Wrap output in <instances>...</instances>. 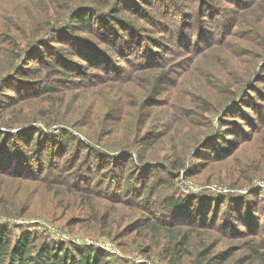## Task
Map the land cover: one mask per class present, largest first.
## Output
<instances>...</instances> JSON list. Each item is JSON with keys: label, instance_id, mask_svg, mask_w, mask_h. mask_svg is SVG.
I'll list each match as a JSON object with an SVG mask.
<instances>
[{"label": "rangeland", "instance_id": "rangeland-1", "mask_svg": "<svg viewBox=\"0 0 264 264\" xmlns=\"http://www.w3.org/2000/svg\"><path fill=\"white\" fill-rule=\"evenodd\" d=\"M43 1L0 0V129L12 134L13 139L9 146L0 145V163L6 161L3 166L13 172L32 165L34 171L39 170L35 162L30 163V157L10 151L20 144L14 132L20 128L56 133L66 130L107 155L123 156V149L136 148L141 156L134 150L131 158L114 161L125 163L127 174L132 173L127 169L130 165H147L144 177L148 187L152 186L148 205L165 219L172 208L163 206V199L170 195L204 197L200 201L224 196L235 209H220L213 227L190 223L194 229L189 249L206 242L211 252L232 254L224 264H264V256L247 247L255 245L256 239L264 250V0H110L108 6L102 5L103 0H75L73 5L70 0L76 11L77 5L97 10L117 5L119 11L114 13L130 21L132 27L116 29L111 23L114 31L107 30L116 36L117 31L127 35L122 44L128 46H117L122 53L113 45L99 42L104 49L99 59L104 62L110 56L113 65L120 64L118 69L109 73L92 68L91 73L84 67L82 70L90 73L89 82L79 79L78 84V77H74L65 86L52 80L53 74L42 64L52 60L69 65L67 71H79L73 62L77 58L72 61L66 50L32 43L40 36L53 35L51 29L58 23L56 14L46 22ZM56 5L64 7L66 2ZM159 25L162 32H158ZM45 27H49L47 31ZM134 33L154 49L150 60L134 45L130 38ZM149 66L159 73L168 71L164 74L167 79L151 84L147 78L155 75ZM36 67L44 69L38 71ZM94 74L96 80L91 76ZM145 82L147 98L138 101L140 91L137 94L134 84ZM181 118L186 125L179 122ZM134 131L140 139L138 146H124ZM175 151L183 164L174 163ZM214 188L219 191H212ZM76 193L54 197L43 184L29 179L12 182L0 173V226H6L15 238L29 231L35 235L36 244L68 243L52 238L57 231L58 236L64 232L71 238L111 239L72 206L79 202L82 207H98L104 199L93 197L87 202L85 193L83 198L78 195L73 199ZM4 206L10 212L3 213ZM186 207L173 208L186 218ZM189 207L202 214L208 204L204 200L199 208ZM241 214L245 221H251V227L240 223ZM234 228L241 232L237 234ZM246 229L251 230L242 232ZM205 231L211 235L206 236ZM138 241L128 243L121 238L120 253H108L110 263L167 264L155 250L149 255L141 253L144 244ZM189 256L193 261V255L185 254L183 262Z\"/></svg>", "mask_w": 264, "mask_h": 264}, {"label": "trees", "instance_id": "trees-1", "mask_svg": "<svg viewBox=\"0 0 264 264\" xmlns=\"http://www.w3.org/2000/svg\"><path fill=\"white\" fill-rule=\"evenodd\" d=\"M69 1H57L58 4L66 2L64 7L56 5L57 3L53 0L51 3L48 0L43 1L42 16H45L46 22L49 23L52 15L56 14L58 23L51 29L54 30V34L49 35V38L43 35L32 42L33 44L44 43L49 49L66 50L71 55L69 59L72 61L73 58H77V61L73 62L80 67L79 71H67L66 69L70 68L69 65H63V63L58 65L52 60L45 61L42 64L53 74L54 79L52 80L59 81L63 86L66 82L73 81L74 77H78V81L80 79L81 82L83 80L89 82L90 73L88 74L87 70H91V73H93V69L111 73L118 69L120 64L115 63L113 65L110 56L104 62L99 59L100 52L104 51L99 42L113 45L118 52L122 53V48H117V46L122 44L124 37L127 35H122L117 31L116 36V34L107 30L114 31V26L110 25L111 23L115 24L116 29L117 26L120 29L122 26L132 27L130 21L114 13V11H119L117 5H109V9L98 8V10L89 5H77L78 11H76L71 7L75 0H72L71 6ZM109 1L103 0L102 5L108 6ZM58 9H61L62 12H59ZM66 10H68V13ZM46 28L49 27H45V31H47ZM158 28H160L158 32L164 30L162 25H159ZM56 34H58V37H56ZM130 38L133 39L134 45L145 54L144 58L150 60V57H153V48L145 46L137 36L132 35ZM122 45L128 46L126 43ZM133 52L130 51L129 53ZM59 56L63 57L62 54ZM119 58L122 60L124 57L120 56ZM145 64H147L146 61ZM84 67H86V71L82 70ZM149 68L154 71L152 73L155 75L152 78H147V81L152 82L151 84L160 78L167 79V77H164V74L168 72L165 69L159 73L158 69L151 66ZM36 69L42 71L44 68L36 67ZM75 72L77 75H75ZM81 73H85V75ZM161 73H163L162 76ZM91 76L95 77L96 80V74ZM152 79L154 80L151 81ZM80 81L78 84L81 83ZM147 84V82L144 85L134 84L137 94L140 91L138 101H144L147 98L148 92L145 89ZM43 86L48 87L50 85ZM151 105L157 106V104ZM184 120L185 118H181L179 122L186 125ZM260 122H263V120ZM4 124L10 125L11 123L5 122ZM192 124L194 123H189V126ZM41 130L30 127L14 131L16 140L20 144L18 148L10 151L12 154L23 158L30 157V163L35 162L39 170L34 171L36 167L32 165L31 168L22 166L20 172H13L3 166L6 161L1 162L0 173L6 176L8 180L12 182H19L24 179L36 181L39 185L43 184L46 189L51 190L54 197H63L66 193L75 194L78 192L73 199H76L78 195L83 198L82 193L86 194H84V197L88 199L87 202H90L93 197L104 199L98 207L94 204H85V207H82L79 202H74V205L72 204L73 210H79L86 217L85 221L91 223L92 227L97 226L100 233L111 237L109 240L116 241L115 243L118 246H120L119 241L123 237L127 239L128 243H138V240H140L144 244L141 253L149 255L155 250L157 255L165 260L167 264H224L227 258L232 256V254H228L223 250L211 252L206 242L203 243L202 247L189 249L194 229V226L190 223L196 226L209 225L213 227L218 220L220 209L222 212L229 209L235 212V209L226 202V197L220 196L210 201L204 199L208 204V209L204 213L198 214L189 210V208L191 209L189 206L198 205L199 208V204L204 202V200H200L204 197L195 198L193 194L167 196L163 199V206L172 209L168 210L165 219L157 213L153 206L148 205L152 195V186L149 185L148 187L146 177H144L147 165L133 166L134 168L130 165L127 169H131L132 173L127 174L126 168L123 167L125 163L118 165L114 161L117 159L123 160L126 156L131 158L134 156L133 152L136 151V148L123 149L126 150L123 156H121L122 154L107 155L93 149L92 145H89L75 133L66 130L64 132L61 130L59 133L43 132ZM137 136L136 131L130 133L124 142V146L137 145L140 140L136 139ZM206 137L207 135L203 138ZM11 141H13L12 134L0 129V145L9 146ZM118 143L123 144L122 142ZM28 149L32 152L27 153ZM2 151L4 152V150ZM136 153L141 156V151H136ZM179 156L180 153L176 151L173 153L174 163L181 165L183 162L180 161V158L178 159ZM138 161L141 163L140 158H138ZM134 181L138 183L133 184ZM105 182L113 183L105 184ZM65 186L67 187L64 189ZM196 199H199V201H195ZM181 206L187 208L188 217H182L183 212L173 208ZM1 211L3 213L10 212L6 206L2 207ZM78 222H81V219ZM240 223L245 227L252 226L250 220L245 221L243 214H241ZM229 230L234 232L231 229ZM234 230L238 232L237 234L241 232L237 228H234ZM249 230L251 229L242 232H249ZM31 234L26 230L15 238L6 226H0V264H111L107 258L108 252L92 245H77L69 242L64 244L55 242L36 244V237ZM204 234L210 236L211 232L205 231ZM255 245L251 243L247 247L254 254L264 256V250L259 248L260 243L256 239ZM185 254L193 255V261H190L189 256L183 262Z\"/></svg>", "mask_w": 264, "mask_h": 264}, {"label": "built area", "instance_id": "built-area-1", "mask_svg": "<svg viewBox=\"0 0 264 264\" xmlns=\"http://www.w3.org/2000/svg\"><path fill=\"white\" fill-rule=\"evenodd\" d=\"M212 191L216 192L219 190L217 188H214ZM59 232L60 231H57L54 234L52 233V235H51L52 238L56 239V240L58 238L61 240L66 239V242H70V243L77 244V245L78 244L92 245L98 249L104 250V251L111 253V254H119L120 253L118 245L114 241H111L109 239L100 238V239L95 240V239H92L89 237H84V238L72 237L71 238V237H67L64 232L61 236H58Z\"/></svg>", "mask_w": 264, "mask_h": 264}, {"label": "bare ground", "instance_id": "bare-ground-1", "mask_svg": "<svg viewBox=\"0 0 264 264\" xmlns=\"http://www.w3.org/2000/svg\"><path fill=\"white\" fill-rule=\"evenodd\" d=\"M129 36V35H128ZM130 36H132V35H130ZM134 36H135V33H134ZM136 37V36H135ZM99 56V55H98Z\"/></svg>", "mask_w": 264, "mask_h": 264}]
</instances>
